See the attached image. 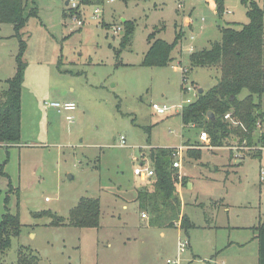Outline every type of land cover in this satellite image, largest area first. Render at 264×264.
Returning <instances> with one entry per match:
<instances>
[{
	"label": "rangeland",
	"instance_id": "374dc122",
	"mask_svg": "<svg viewBox=\"0 0 264 264\" xmlns=\"http://www.w3.org/2000/svg\"><path fill=\"white\" fill-rule=\"evenodd\" d=\"M65 1L34 0L37 15L29 16L22 29L21 144L6 148L0 143V215L7 205L18 212L22 228L0 254V264H22V247L33 255L32 264H241L252 259L254 246L236 240L251 238V227L264 221V147L258 154L255 146L232 138L215 146L202 129L183 126L175 107L217 82L218 69L192 67L189 55L219 40L221 26L247 23L245 5L224 0L218 15L216 0H105L99 18H92L91 6L78 12L84 19L78 26ZM255 1L264 8V0ZM123 19L134 21L125 47ZM113 25L121 32L114 33ZM180 28L184 34L169 64L141 65L150 33L172 41ZM18 49L13 25L0 23V96L15 71ZM247 94L243 90L239 98ZM55 101H73L76 109L68 113L47 105ZM152 103L170 109L158 114ZM120 135L124 146L113 140ZM180 145L179 172L186 183L176 184L179 202L165 211L176 223L154 225L155 214L137 198L143 180L133 169L141 160L150 164L151 150ZM188 149L199 157H190ZM152 177L145 179L151 180L148 186ZM81 197L99 199L97 228L67 224ZM47 210L64 223L33 216ZM180 211L194 224L188 234L178 223ZM180 234L190 245L179 256ZM229 240L234 244L225 247Z\"/></svg>",
	"mask_w": 264,
	"mask_h": 264
},
{
	"label": "trees",
	"instance_id": "16d2710c",
	"mask_svg": "<svg viewBox=\"0 0 264 264\" xmlns=\"http://www.w3.org/2000/svg\"><path fill=\"white\" fill-rule=\"evenodd\" d=\"M223 2L224 0H216L218 15L224 11ZM241 2L246 7L248 22L242 24L240 28L232 24L221 26L219 40L210 42L209 47L190 53V66L215 68L219 70L220 76L213 86L198 92L195 100L183 106L180 116L183 126L202 129L215 146H223L226 140L232 138L241 144L255 146L253 151L259 154L264 147V132L258 134L257 126L258 123H264V110L261 109L264 95V8L255 0ZM83 3L96 5L101 4L102 0H83ZM29 4L31 6L28 9ZM69 11L71 14L75 13L73 10ZM37 12L34 0H0V23H11L19 42L15 56V71L6 80L7 89L0 96V143L7 146L21 142V91L26 68L24 60L26 41L22 37V29L28 17L37 15ZM122 24L124 29L121 44L125 47L131 43L134 21L122 20ZM182 37L183 31L178 29L175 30L172 41L156 37L154 32L150 33L147 37L149 46L143 55L141 65L161 67L169 64L173 59L171 52L178 46ZM117 55L119 56V51ZM243 90H247L248 94L239 98ZM209 112L211 117L208 116ZM227 112H230L237 124L224 118ZM174 150L175 148H157L150 151L149 157L155 175L152 177V187L150 190H139L137 194L141 206L151 210L158 218L164 216L168 206L174 209L171 201L178 202L176 184L180 181L186 183L184 177L179 175L178 169L173 166ZM187 153L193 158L200 155V152L190 149ZM248 153L253 154L250 151ZM0 172L2 173V169ZM43 215L52 217L53 225L64 223V218L50 210L33 212L34 217ZM100 215L98 198L81 197L70 209L67 224L79 228H97L100 225ZM181 226L188 229L194 224L183 215ZM21 228L18 212L10 211L5 205L0 218V254L9 248L13 237L20 235ZM254 229L259 240V264H264V221L258 223ZM25 250L23 247L18 250V260L22 264H32L29 256L33 255L26 254Z\"/></svg>",
	"mask_w": 264,
	"mask_h": 264
},
{
	"label": "built area",
	"instance_id": "2783aa9c",
	"mask_svg": "<svg viewBox=\"0 0 264 264\" xmlns=\"http://www.w3.org/2000/svg\"><path fill=\"white\" fill-rule=\"evenodd\" d=\"M105 1V0H102ZM107 2H113L115 0H106ZM67 6L70 10L75 11L76 14H74L75 16L73 17V20L76 22V24L78 26H82L84 23V19L80 18L79 16H77L78 12H83V10L85 9V7L91 6L92 10H91V16L93 19L99 18L100 15L102 14V7L101 4H96V5H86L85 3H83V0H67ZM113 32L117 33V32H121V29L119 26H115L113 25ZM191 100L190 99H186L185 102H182L181 104L176 105V108H179L180 111L183 108V106H185L186 104L190 103ZM50 107H54L56 108L58 111H65V112H72L76 109V104L73 101H65V102H51L47 104ZM152 109L155 110L156 113L158 114H165L170 107L165 106V105H159L157 103H152ZM73 118L72 115H68L67 119L69 121H71ZM225 119L230 120L233 124H237L238 122H236L232 117L230 112H227L224 115ZM257 126L260 128L261 124L258 123ZM204 133V132H203ZM206 135V133H204ZM119 141V145L120 146H124L125 145V137L123 135H120L119 137L115 138V140ZM183 146L180 145L179 147L175 148L174 152H173V157H178L177 160L173 161V166L176 168H180L181 166V152L183 150ZM234 156L238 157L240 156V154L238 152L234 153ZM133 173L137 176H141L143 179H147L150 178L154 175V170L151 166H147V165H143L141 164V166L139 167H135L133 169ZM261 173H263V171H261ZM180 175V174H179ZM142 216H146V214H142ZM190 242L188 237H182L178 240V251H179V255L184 252L186 250V248L189 246ZM168 262H170V260H168Z\"/></svg>",
	"mask_w": 264,
	"mask_h": 264
},
{
	"label": "crops",
	"instance_id": "0c3cea01",
	"mask_svg": "<svg viewBox=\"0 0 264 264\" xmlns=\"http://www.w3.org/2000/svg\"><path fill=\"white\" fill-rule=\"evenodd\" d=\"M66 2V1H65ZM66 4V3H65ZM189 25H190V23H189ZM181 29V28H180ZM182 30V29H181ZM184 34V33H183ZM149 46V45H148ZM181 48V46L179 47V49ZM180 51V50H179ZM195 51V50H194ZM114 138V140H115V138L116 137H113ZM21 144V143H20ZM20 144H16V145H20ZM4 147H6V148H8V146L6 145V144H4L3 145ZM11 146H13V145H11ZM233 154V152L231 153V155ZM149 159H150V157H149ZM144 163H146V162H144L143 160H141L140 161V165L141 164H143V165H145ZM147 164V163H146ZM147 165H149V166H151L152 168H153V165H152V161H151V159H150V164H147ZM178 169V172H179V169L180 168H177ZM179 174H180V176H181V173L179 172ZM141 179L143 180V183H142V185H141V187H140V189H138L137 191H139V190H150L151 189V187H152V182H151V184L148 186V184H149V182L151 181V180H147V181H145V179H143L142 177H141ZM147 179H150V178H147ZM178 192L179 191H177L176 190V196L178 197ZM138 194V193H137ZM179 198V197H178ZM172 202L173 201H171V204H172ZM178 202H179V199H178ZM180 206V205H179ZM124 208H125V205L123 206ZM162 207V206H161ZM180 208V207H179ZM3 212H4V210L1 212V215L3 214ZM35 212H37V211H35ZM142 214H146L145 212H142ZM1 215H0V218H1ZM101 216V215H100ZM144 217V216H143ZM145 217H148V215L146 214V216ZM178 217L180 218V219H178V223H179V225H180V228L184 231V233H186V234H188V231H189V229L190 228H192V227H194V226H192V227H189L188 229H184V228H182V226H181V217H182V213H181V211H180V213H179V215H178ZM172 219V217L171 216H168L167 215V213H165L164 214V216L163 217H157L156 215H155V217H154V221H152L151 223L152 224H154V225H161V226H175V223H176V220H171ZM157 220H159L158 222H156ZM161 220H167L165 223H162V222H160ZM173 222V223H172ZM191 222V221H190ZM260 223V222H259ZM257 226V225H256ZM256 226H253V227H251V229H252V233H253V231L255 230L254 229V227H256ZM233 228H237V227H242V226H232ZM160 235L162 236V235H164V231L163 230H161L160 231ZM180 238H182V236H181V234L178 236V240L180 239ZM236 243H238V245H240V246H252V248H253V246H254V257L252 258V259H243V260H240V262H241V264H259V240H258V238H257V231L255 230V234H253V236H251V238H247L246 240H244V242H239V241H237L236 240ZM234 244V241L233 240H229L228 242H227V244H226V246L225 247H230V246H232ZM190 245V244H189ZM177 246H178V241H177ZM213 247V246H212ZM178 248V247H177ZM215 248V247H214ZM180 256V255H179ZM222 261L223 262H225V260L224 259H222Z\"/></svg>",
	"mask_w": 264,
	"mask_h": 264
},
{
	"label": "water",
	"instance_id": "95a60500",
	"mask_svg": "<svg viewBox=\"0 0 264 264\" xmlns=\"http://www.w3.org/2000/svg\"><path fill=\"white\" fill-rule=\"evenodd\" d=\"M65 3H66V5H67V0H66ZM123 20H124V19H123ZM202 91H203L202 88H200V89L198 90L199 93L202 92ZM208 116L211 117V112L208 113ZM113 140H114V138H113ZM189 185H190V184H189Z\"/></svg>",
	"mask_w": 264,
	"mask_h": 264
}]
</instances>
